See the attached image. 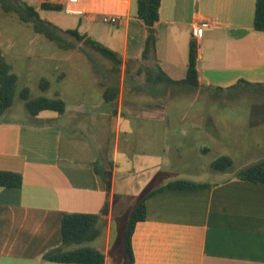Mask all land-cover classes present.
I'll list each match as a JSON object with an SVG mask.
<instances>
[{"label": "crops", "instance_id": "crops-1", "mask_svg": "<svg viewBox=\"0 0 264 264\" xmlns=\"http://www.w3.org/2000/svg\"><path fill=\"white\" fill-rule=\"evenodd\" d=\"M23 1L45 21L85 36L78 48L90 46L86 41L101 44L121 64L108 59L112 66L104 67L90 52L83 54L95 74L89 89L67 93V129L0 117V171L24 179L20 188L0 187V264H67L42 255L61 244L63 214L101 213L107 190L96 164L112 172L108 215L90 244L104 254L105 264H115V219L152 193L146 219L132 237L134 264H264V184L237 178L264 160V134L241 152L228 141L241 136L240 120L251 123L249 136L264 128V110L253 108L264 99L226 96L240 87L264 89V32L254 29L257 0H162L159 66L171 80H185L195 43L197 88L147 79L138 0H52L49 5L59 10ZM103 17L121 23L105 24ZM195 22L209 23L198 39ZM108 87L112 102L105 99ZM243 102L250 108L242 119L231 115L229 107ZM220 157L231 158L233 167L212 169ZM181 180L209 186L161 189Z\"/></svg>", "mask_w": 264, "mask_h": 264}, {"label": "trees", "instance_id": "trees-1", "mask_svg": "<svg viewBox=\"0 0 264 264\" xmlns=\"http://www.w3.org/2000/svg\"><path fill=\"white\" fill-rule=\"evenodd\" d=\"M162 0H138L137 18L146 29V39L142 54V65L149 81L156 80L168 85H181L193 88L198 87V62L197 47L191 43L189 62L187 66V77L183 81H173L168 78L161 70L157 55L156 46L159 40L156 23L159 21L160 8ZM0 5L5 12L15 13L20 20L32 24L36 33L45 36L50 41L57 44L63 50H75L77 44L85 40L76 30L63 31L54 24L41 18L39 10L29 5L23 0H0ZM44 10H59L52 5H42ZM254 29L264 32V0H257L254 18ZM90 46L99 52L103 57L120 65L118 56L107 47L86 41ZM156 70L163 75L162 78L156 77ZM19 78L13 72L12 66L7 62L2 50L0 49V117L4 116L9 109L15 105L16 98L22 100L29 114L32 117L39 115L44 111L57 112L63 114L66 111L65 101L58 95L55 98L44 96L33 98L30 89L27 87L18 89ZM42 88L47 90L49 83L42 80ZM113 87H108L105 91V99L112 102L114 95ZM117 93V88L115 89ZM212 169L220 172H226L233 167V160L229 157H220L215 160ZM95 171L101 175L107 190V200L99 215L95 214H63L62 218V242L58 247L47 250L42 259L47 262L67 263V264H105L104 254L92 247L90 244L100 236L98 224L102 218L108 215L109 198L112 189V172L98 164L95 165ZM237 178L242 181L264 184V160L259 161L237 173ZM23 176L20 173L10 171H0V187L20 188L23 185ZM208 184H197L190 181H177L168 184L161 189H195L207 187ZM154 194V193H152ZM147 195L137 201L132 213L127 221L124 237V247L128 258V264H134L132 249V237L135 226L138 222L146 219V199Z\"/></svg>", "mask_w": 264, "mask_h": 264}, {"label": "rangeland", "instance_id": "rangeland-1", "mask_svg": "<svg viewBox=\"0 0 264 264\" xmlns=\"http://www.w3.org/2000/svg\"><path fill=\"white\" fill-rule=\"evenodd\" d=\"M48 18V17H47ZM46 19L45 16L42 18ZM52 22H57L52 19ZM0 49L2 50L7 62L12 66L14 74L19 78L18 89L24 87L30 89L31 96L38 98L41 96L55 98L54 93L59 92L62 99L67 104V93H76L79 90L89 89L95 74L91 67V62L83 55L86 52L92 54L91 60L99 62L104 67L112 66L110 61L95 53L92 47L81 44L75 50L60 49L57 44L50 41L45 36L34 31L32 24L23 22L13 12H5L0 5ZM79 52V53H75ZM82 53V54H80ZM49 83L48 89L42 88V80ZM231 100L241 99L249 101L251 99H264V89L254 91L240 87L229 91L226 95ZM230 106L231 115L238 116L244 113L243 110L250 108L247 103ZM252 108V107H251ZM260 110H264V103L257 105ZM40 117H32L27 111L25 104L16 98L15 105L9 109L3 118L11 121H27L31 123H51L59 128L67 129V110L63 114L57 112L44 111ZM40 113V114H41ZM242 119V118H241ZM251 123L240 120L238 128L239 138H231L230 148L233 151L241 152L256 140L252 138L259 133L264 134V128L253 129L250 133L247 128ZM228 142V143H229ZM136 202H132V208L128 213L120 214L115 219L112 239L111 258L115 264H128V258L124 247V237L127 221L132 213Z\"/></svg>", "mask_w": 264, "mask_h": 264}, {"label": "built area", "instance_id": "built-area-1", "mask_svg": "<svg viewBox=\"0 0 264 264\" xmlns=\"http://www.w3.org/2000/svg\"><path fill=\"white\" fill-rule=\"evenodd\" d=\"M52 0H38L40 5H49L51 4ZM103 23L111 24V25H119L121 23V19L119 17H103ZM209 27L208 22H195L192 26L193 30V37L196 39L200 38L204 30Z\"/></svg>", "mask_w": 264, "mask_h": 264}]
</instances>
